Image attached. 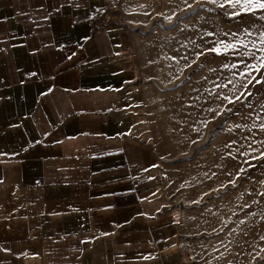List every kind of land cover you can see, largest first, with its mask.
I'll return each mask as SVG.
<instances>
[{
    "label": "crops",
    "instance_id": "0c3cea01",
    "mask_svg": "<svg viewBox=\"0 0 264 264\" xmlns=\"http://www.w3.org/2000/svg\"><path fill=\"white\" fill-rule=\"evenodd\" d=\"M116 1L0 0V264H187L205 238L190 53Z\"/></svg>",
    "mask_w": 264,
    "mask_h": 264
},
{
    "label": "rangeland",
    "instance_id": "374dc122",
    "mask_svg": "<svg viewBox=\"0 0 264 264\" xmlns=\"http://www.w3.org/2000/svg\"><path fill=\"white\" fill-rule=\"evenodd\" d=\"M155 1L171 25L166 28L172 34L181 30V48L194 69L189 82L199 83L182 108L188 118H204L206 138L198 153L204 156L205 190L213 191L199 208L205 238L196 247L197 264H264V158L254 159L264 152V68L246 67L264 56V11L243 12L226 0ZM221 42L235 48L225 51ZM213 47H221V54L208 51ZM253 76L262 83L253 80L245 88ZM224 96L240 101L230 104Z\"/></svg>",
    "mask_w": 264,
    "mask_h": 264
},
{
    "label": "snow or ice",
    "instance_id": "6c2138e0",
    "mask_svg": "<svg viewBox=\"0 0 264 264\" xmlns=\"http://www.w3.org/2000/svg\"><path fill=\"white\" fill-rule=\"evenodd\" d=\"M210 2L212 3H217L218 0H210ZM226 2L232 7V8H236L237 6L240 7V9L243 11V12H255L257 10H262L264 11V0H226ZM219 7L223 8L224 7V3H219L218 5ZM190 7V5H189ZM231 15H240V12L237 11V12H233L231 13ZM170 19V18H169ZM209 35H211V33H209ZM260 40H261V43L264 44V33H261V36H260ZM221 47L227 51L228 49H232V48H235V45L234 44H225L223 42H221ZM221 47H213L211 49H208V51H211V52H214L216 54H221ZM261 52H264V48H261L260 49ZM204 53L201 52L198 54L199 55H203ZM260 60V63L258 65H247L246 67L250 70H253V71H257L259 72L261 68H264V56H261L259 58ZM193 63H195V61H193ZM191 65H189L190 67ZM233 67H235V65H233ZM242 75H245V73H242ZM253 80H255V82L257 84L259 83H262L261 80L259 79H256V77H252V79H249L247 81V84L243 85L245 88L248 87V85L252 84ZM243 95V93L241 94ZM224 99L225 100H228V102L230 104L232 103H235L237 101H240V96H236L235 97V100H232V99H229V97L227 96H224ZM209 111H212V109H209ZM227 111H231V109H227ZM217 115H221L220 112H217ZM261 129L264 130V125H261ZM261 158H264V152H261L260 153V156L258 157H254V159H261ZM242 171H244L242 169ZM241 223H243V221H241Z\"/></svg>",
    "mask_w": 264,
    "mask_h": 264
},
{
    "label": "built area",
    "instance_id": "2783aa9c",
    "mask_svg": "<svg viewBox=\"0 0 264 264\" xmlns=\"http://www.w3.org/2000/svg\"><path fill=\"white\" fill-rule=\"evenodd\" d=\"M123 0H117L116 3L117 4H120L122 3ZM117 9H114V12H116ZM119 58L122 60V61H125V62H131L132 59H133V50L132 48H124L120 53H119ZM142 125H144V130L142 131V134L144 136H147L149 134V130H148V126H147V123L146 122H143ZM184 261L187 263V264H195V259L194 257L191 255V254H188L186 253V256L184 257Z\"/></svg>",
    "mask_w": 264,
    "mask_h": 264
}]
</instances>
